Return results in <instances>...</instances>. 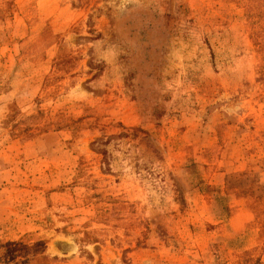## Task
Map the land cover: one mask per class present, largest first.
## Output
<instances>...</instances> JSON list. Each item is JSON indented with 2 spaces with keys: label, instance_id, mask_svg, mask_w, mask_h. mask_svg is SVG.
Here are the masks:
<instances>
[{
  "label": "rangeland",
  "instance_id": "obj_1",
  "mask_svg": "<svg viewBox=\"0 0 264 264\" xmlns=\"http://www.w3.org/2000/svg\"><path fill=\"white\" fill-rule=\"evenodd\" d=\"M0 264H264V0H0Z\"/></svg>",
  "mask_w": 264,
  "mask_h": 264
}]
</instances>
